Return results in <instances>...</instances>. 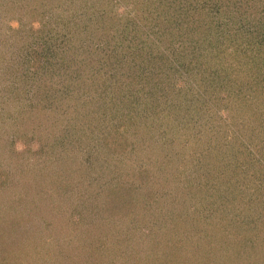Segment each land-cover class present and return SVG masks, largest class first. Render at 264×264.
<instances>
[{"label":"rangeland","instance_id":"374dc122","mask_svg":"<svg viewBox=\"0 0 264 264\" xmlns=\"http://www.w3.org/2000/svg\"><path fill=\"white\" fill-rule=\"evenodd\" d=\"M62 1L70 7V13ZM62 1L55 0V4L47 6V14L42 15L45 26L39 33L32 29L29 14L23 9L6 10L5 6H0V264H142L144 256L138 249L146 248L157 237L158 243L164 242L165 238L160 237L163 233L167 234L166 238L176 239L175 249L179 244H186L187 264L195 263L189 258V252L195 257L208 254L204 256V264L264 261L263 156L256 152L246 158L247 162L239 160L237 144L225 149L230 158L221 161L216 153L218 148H215L220 143L214 136L216 131L225 140V136L230 135L227 127H234L238 118L230 116L231 120L223 123L226 117L219 119L214 115L215 103L209 99L206 106L196 105L193 114H188L187 118L182 114L173 117L167 133L160 130L161 120L155 121L156 126L149 130L143 112L140 111L133 120L123 117L122 103L129 97L125 96L120 104L113 94L121 85L127 87L125 82H129V78L141 81V77H127V72L123 71L125 67L108 64L110 57L117 62L118 56L121 61L134 56V50H130L134 42L140 41L144 51L141 56L144 54L150 61L161 54V49L181 53L182 45L172 43L176 40L175 32L156 36L153 28L157 27L147 25L150 20L145 16L150 12L148 9H153L152 17L155 10L158 13L161 9L163 17L157 20L158 27L162 25L163 29H168L175 24L174 12L169 13L160 1L149 4L140 0L110 1L111 7L118 9L125 21L130 18L142 20L139 25L142 31L139 33L137 28L131 27V32L121 40L113 39V50L104 54L98 52L99 31H94L96 27H93L99 19L75 17L74 22L79 24L72 27L79 33L72 36L64 30L63 21L73 14L77 4L73 0ZM79 2L82 5L83 1ZM101 4L100 0L90 1L89 9L94 11H88L95 12ZM168 4L174 10V0ZM182 4L191 7L193 3L183 0ZM77 8L80 10L81 6ZM88 23L95 28L93 30L89 25L94 34L91 39L82 31ZM54 28L55 32L52 31ZM119 42H123L122 45ZM88 46L90 53L81 54ZM48 53L59 63L54 70L44 69V77L41 70L35 73L38 81L33 82L37 67L30 66L27 54L36 57ZM72 65L77 66L72 69ZM149 67L146 72H150L151 67L156 72L155 75L148 74V78L142 77L147 81L145 85L151 86L154 79L167 85V81L159 79L163 75L162 67L165 69L161 61L157 68ZM70 74V78L64 77ZM175 77L180 80V85L189 88L186 81L178 75ZM44 81L48 86L44 92L49 99L40 100L36 95L45 88L42 86ZM136 87L144 91L141 85ZM157 88L161 89L160 86ZM102 101L103 105L108 103L109 114L95 121L97 125L90 126L93 116H90L89 107ZM127 103L130 105L129 101ZM45 104L50 107L45 109ZM74 124L80 126L72 135L70 129ZM101 127L105 131L112 129L113 133L124 130L136 142L135 146L140 145L129 146L131 152L121 156L123 162L118 171L114 170V177L108 168H117L116 158L108 164L106 161L101 163L106 157L102 156L100 161L97 157L92 162L93 155H90L97 150L91 139ZM22 150H26L21 154L23 156L10 157L18 156L17 151ZM104 151L110 154L105 148ZM172 158L181 161L170 163ZM142 163L148 169L146 181H142L139 172L144 168L139 165ZM161 165H166L165 178L161 177ZM91 181L92 186L88 184ZM121 183L133 187L136 198L141 197L133 224L128 218L120 220L121 213L107 211V202L98 201V208L90 209L87 197H82L81 201L76 197L87 189L94 198L96 193L104 192L103 187L118 185L120 188ZM150 192L152 196L146 205L142 198L148 197ZM100 196L102 194L96 199ZM86 225L91 226L87 235L101 237L102 250L98 254L83 236ZM118 238L121 243L124 241L120 247ZM257 239L263 244L257 245ZM71 245L80 249V252L73 249L78 253L75 259L69 258ZM152 245L158 251L156 241ZM193 246L198 250H193ZM247 250L254 252L246 258H238L239 251L244 255ZM125 251H130L131 259L126 258ZM177 258L183 260L177 264L184 263L183 255L178 254Z\"/></svg>","mask_w":264,"mask_h":264},{"label":"trees","instance_id":"16d2710c","mask_svg":"<svg viewBox=\"0 0 264 264\" xmlns=\"http://www.w3.org/2000/svg\"><path fill=\"white\" fill-rule=\"evenodd\" d=\"M58 1L61 2L62 0ZM73 1L77 4L76 9L71 16H69V14L66 20L63 21L65 24L64 30L69 31L72 36L77 35L79 31L76 29L74 30L72 27L73 24L74 26L79 24L74 22V19H76L75 17L86 19L96 17V19H99V22L93 25L96 29L88 23V26L85 27L86 29L84 28L82 31L84 32L83 35L88 33L90 39L94 36L92 29H95L94 31H99V53L104 52L105 54L106 51L112 49L111 41H113V39L117 41L121 40V37H125V35L131 32V27H133V29L137 28L139 33L142 31L139 28L140 21L142 20L137 21V18H130L129 21L134 22L132 24L129 21H125L124 18L121 17V14H119L118 9L116 10L115 7H111L113 4L110 5V1L113 0H100L102 2L101 6L98 7L100 9H96L95 12H92L94 11L93 9H89L90 5H94H89V2L93 0H82V5L80 2L78 3V0ZM140 1L147 2V4L158 3L160 1L162 7L168 9L169 13L174 12L172 17L175 24L168 29H163L162 25L158 27L160 24L157 23V20H161L163 17V14L160 13L163 12L161 9L158 13H155V10L153 17L151 16V10L153 9H148L150 12L149 14L145 13V16L150 20V23L148 22L147 25L150 27H157L156 29L153 28L156 36L162 37L163 35H172V33L175 32L176 40L174 39L175 42L172 41V43H179L182 45L183 50L180 54H177L176 50L174 52L161 49V54L159 53L152 57L151 61L148 59L147 61L146 57L144 58V54L141 56V53H144V51L140 41H138L136 43L134 42L130 47V50H134V56L131 54L132 56L124 61H121L120 56H118L117 62L113 61L112 57H110L108 64L112 65L117 63L125 67L123 71L124 73L127 72V77L130 75L135 76L137 79L141 77V81L138 82L134 78H129V82H125L127 87L122 88L121 85L118 87L119 90L116 89L115 93H113L116 96V100L120 101V104L123 102V99H125V96L129 97L128 101L130 105H128V101L122 103L124 104V108H122L123 112H121L123 117L127 116L133 120L139 116L141 111L144 113V119L146 118L148 120L146 127L148 126L149 130L150 127L153 128L156 126L154 124L155 121L161 120L160 130L163 132L166 131L167 133V131H169L167 128L172 127L169 122L173 117H179L180 114H182L181 116L187 118L188 114H193L196 105L197 107L200 105L199 107L201 108L203 105H207L209 99L214 100V115L218 116L219 119L223 118V116L226 117L223 123L226 124V121H230V116L238 118L234 127H227L230 135L225 136V140L223 138L224 136L217 134V131L214 135L216 140L220 142L215 147L216 149L218 148L216 153L219 154V160H229L230 157H227L225 149L237 144L239 160L244 159L246 161L248 156L251 157L257 154L256 152L261 153L263 156L262 160H264V0H190L193 3L191 7L190 5L188 7L184 6V4H182L183 0H180L178 3L174 0V10H172L173 7L171 4H168L170 0ZM54 2L55 0H46L45 2L44 0H0V6H5L6 10L7 8H13L14 10L23 9L25 14H29L32 29H35V31L39 33L43 31L45 26L42 15L47 14V6L55 4ZM63 5L65 6V3ZM77 6H81L80 10H78ZM5 7L2 9H5ZM69 8V6H65V10L70 13ZM88 10H92L91 13ZM107 18L108 20H106ZM17 24H19V21H17ZM52 31L55 32V28L52 29ZM154 38L156 39V37ZM102 42H104V45ZM122 43L120 44L122 45ZM87 48H84V51L80 53H90L88 50H91V48ZM158 48H160V45ZM76 55L77 54L74 56ZM27 57V62L30 66L37 67L36 72H34L33 82L38 81V78L35 77V73L41 70V76L44 77L46 76L43 72L44 69L51 68L54 70L57 63H59L50 53L36 57L27 54ZM160 61L165 69L162 67L163 71L160 72H162L163 75L162 78L159 79L167 81V85L163 86L159 83L161 81L155 79L151 80V86L145 85L147 81H144L142 77L148 78V74L155 75L156 70H152L153 67H151L150 72L146 71L150 70L149 66L157 68L158 62L160 63ZM79 65L81 66V64ZM74 66L76 67L77 65ZM74 66L72 65L71 68L73 69ZM70 72H73V70ZM174 74L178 75L181 80L186 81L189 88L180 85V80L176 79ZM64 77L66 79L70 78L71 74L69 77ZM137 85L144 87V91H139L141 87H136ZM42 86L45 88L41 89V91L38 92L40 95L36 96H39L40 100L49 99V97L46 96L47 92H44L48 87H46L45 81ZM157 86H160L161 89L157 88ZM66 97H68L67 94ZM103 103L104 101L98 104L95 103L89 107L90 116H93L89 123L90 126H92L93 123L97 125L95 121L101 118L103 119L109 114L110 110L108 103L107 105H103ZM48 107L50 106L45 104V109ZM168 107L176 111L179 110L180 113L172 112ZM168 110L170 112H168ZM78 126L80 125H72L70 129L72 135L76 134L79 128ZM222 132L226 131L223 130ZM256 139L259 140L258 143ZM91 140L97 149L94 153L90 154L94 156H92V162L97 157L98 160L101 159L102 156L106 158L103 159L101 163L106 161L108 164H111L113 162V157L119 162L117 168H108L113 177L115 176L114 170L118 171L120 163L123 162L121 156L130 154L131 149H128L129 146H140L139 144L135 146L136 142L129 138L124 130L113 133L112 129L111 131H105L102 127ZM107 145L108 147L106 148L105 146ZM104 148L110 152L109 155H107V151H104ZM254 148L258 151L254 150ZM25 152L26 150L17 151L18 156L11 155L10 157L12 159L18 158ZM178 160L179 159L172 158L169 162L173 163L174 161V163H177L181 161ZM142 164L139 165L144 168L142 171L138 170L141 173L142 181H146L148 169L145 167V163ZM160 167L162 169L161 177L165 178L166 175L163 171L166 169V165H161ZM102 168L103 167H101V170ZM92 183L93 181L88 184L92 186ZM124 184L121 183L122 186H120V188L117 187L118 185L114 188L108 186L103 187L102 191L104 190V192L96 193L94 198L92 194L87 192V189L85 193L82 191L76 197L80 198V201L82 197H85L84 199L87 197V204L90 206V209L91 207H94V209L98 208L99 205H96L98 201L100 203L103 201L107 202V211L113 214L121 213L120 220L123 221L128 218L130 219L128 222L133 224L134 217L137 216V206L141 204V197L136 198L133 187L128 186L126 183ZM30 190H33V188ZM68 191H70V189ZM132 193L135 195L134 197ZM150 193H148V197L142 198L146 205L150 202L149 197L152 196V192ZM100 194H102V196L96 199V196ZM91 214L93 216L95 215L92 212ZM86 226L87 227L83 231V236L90 241L89 245L93 246L98 254V252L102 250L100 249L101 237H97V234L87 235V232L91 230V226ZM161 236L165 238L163 240L164 242L158 243L157 237L154 240L152 239V243H148L146 248L143 246L138 249L144 256L142 264H177V262L182 260L177 258L178 254L183 255V264H187L185 262V257L187 256V252H185L186 244L180 245L178 243L179 245L177 249H175L176 239L173 240V237L166 238L167 234L164 233L161 234L160 237ZM116 240L118 247L124 242L121 243L120 238ZM155 241L158 251H156L155 245H152ZM178 242H180V240H178ZM256 243L257 245H262L263 241L257 239ZM256 243L252 242L253 245H256ZM73 249L79 250L80 252L79 247L72 248L71 245V249L68 251L70 252L68 253L70 259L77 258L78 253L74 252ZM192 249L195 251L198 250L196 246H193ZM250 252L251 250H247L246 254L244 252V255H246L244 256L241 255L242 252L239 251L237 256L243 259L246 258ZM125 254L128 260L132 258L130 251H125ZM206 255L208 254L203 253L202 256L195 257L192 252H189V258L195 260L194 264H204V261H206V257L204 256ZM60 259H62V257H60ZM263 262L264 261H257L256 264H264Z\"/></svg>","mask_w":264,"mask_h":264}]
</instances>
